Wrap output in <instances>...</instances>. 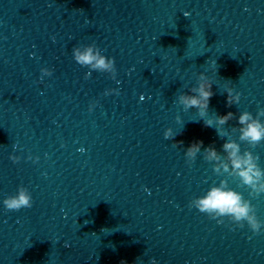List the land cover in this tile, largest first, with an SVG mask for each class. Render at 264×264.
I'll use <instances>...</instances> for the list:
<instances>
[{
	"label": "clouds",
	"instance_id": "1",
	"mask_svg": "<svg viewBox=\"0 0 264 264\" xmlns=\"http://www.w3.org/2000/svg\"><path fill=\"white\" fill-rule=\"evenodd\" d=\"M74 60L81 66L91 68L94 70H112L115 65L114 58H108L101 54V50L96 44H91L81 50L80 47L73 48ZM86 73L85 76H89ZM201 82L197 87L190 88V93L181 94L178 99L179 102L187 108H197L201 117L206 115L209 106L210 98L213 96L212 83L200 74ZM227 105L231 106L233 103H238L240 94L232 95L233 89L228 88ZM264 116V109H260L257 116L254 117L248 111L242 112L238 117L239 127V141L246 142L252 147H255L262 140H264V122L259 117ZM234 113L228 112L225 115H219L215 123L224 125L229 120L233 119ZM205 127H213L212 119L204 121ZM171 130L165 134L167 139L171 136ZM219 135V133H218ZM179 143H183L182 141ZM203 147V141H194L187 147L185 155L195 160L197 154ZM223 153L226 154L227 162L222 164L223 173L231 177H238L242 185L251 189L250 195H256L264 192V170L258 166V156H255L251 151H241L240 143L237 141H229L222 145ZM206 153L205 160L208 162L221 161V155L218 154L217 149L209 145L204 147ZM15 162V158L10 157ZM213 171L217 175H222L220 167H214ZM6 209L10 211H19L22 208L32 207V196L27 188L21 186L15 195L8 196L3 201ZM189 207H195L201 213H205L211 219L218 217H227L236 225L243 227L244 222L254 233H258L261 229V222L257 219L255 209L249 200L244 199L241 193L229 187L227 180H221L219 185L211 186L207 192L189 204ZM218 223H223L220 219ZM151 264H156L153 260Z\"/></svg>",
	"mask_w": 264,
	"mask_h": 264
}]
</instances>
